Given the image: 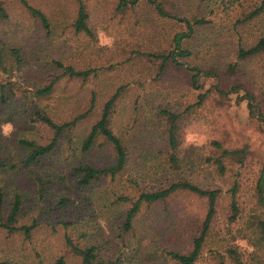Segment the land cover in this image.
<instances>
[{
    "label": "rangeland",
    "instance_id": "rangeland-1",
    "mask_svg": "<svg viewBox=\"0 0 264 264\" xmlns=\"http://www.w3.org/2000/svg\"><path fill=\"white\" fill-rule=\"evenodd\" d=\"M26 1L46 16L49 28L20 0H0L5 12L0 16L4 58L0 77L11 80L16 93H9V102L0 107V163L16 165L0 172V216L6 215L13 195L19 193L16 226H35L29 235L0 227V264H55L59 257L66 264H80L67 237L80 247L94 245L98 260L171 264L165 251L186 248L205 214L204 200L177 192L165 203L144 205L132 229L124 231L121 225L129 204L118 196L135 198L142 189L178 176L204 188L221 189L213 228L196 264L264 261V236L258 226L259 220L264 221V200L256 189L264 171V123L245 98L237 101L240 91L223 93L237 79L264 92V54L245 61L236 76L225 70L236 61L237 45L252 44L264 32V14L246 24L235 23L259 0H122V7H118L121 0H81L90 33L75 28L78 0ZM157 5L169 15H161ZM194 18L209 22L194 25L190 32L183 20L192 23ZM186 32L190 36L179 38L177 46L176 35ZM12 48L20 50L19 65ZM169 53L174 56L160 70L161 55ZM56 61L91 72L85 79L61 76L51 93L36 94L61 75ZM211 69L220 72L219 80L204 76ZM122 85L110 126L127 149L125 168L114 179L81 189L73 171L76 166L113 163L112 149L102 139L87 151L80 146L104 103ZM92 97L93 111L61 135L51 154L25 166L26 152L18 141L45 143L52 131L21 110L36 107L56 122L69 121L87 110ZM164 111L177 115V163L170 160ZM212 140L228 149L247 146L242 166L226 160V170L219 173L206 161L214 150ZM36 178L43 182L42 189ZM235 180L239 214L229 224L228 189ZM262 189L264 198V181Z\"/></svg>",
    "mask_w": 264,
    "mask_h": 264
},
{
    "label": "trees",
    "instance_id": "trees-1",
    "mask_svg": "<svg viewBox=\"0 0 264 264\" xmlns=\"http://www.w3.org/2000/svg\"><path fill=\"white\" fill-rule=\"evenodd\" d=\"M23 6L27 11L31 13V15L37 17L42 26L48 31L49 24L46 16L35 7L28 4L26 0H20ZM150 2H154L153 0H148ZM78 11L75 19V28L77 31H85L90 33L88 27H86L85 23L88 19V15L85 11V6L81 0H78ZM123 2H119L118 7L123 6ZM126 4V3H125ZM157 9L163 16H168L169 14L164 12L163 9L157 5ZM264 14V0H259L252 8L242 13V15L236 19L235 23L246 24L251 20H256L258 17ZM0 16L5 17V12L3 8L0 6ZM189 28V31L192 32V27L195 25H203L208 23L204 18H194L191 23L189 20H183ZM252 21V22H254ZM189 32L183 34H177L175 37L177 46H179L178 40L179 38L189 37ZM11 55L14 57L16 63L20 64V50L18 48H12L10 50ZM182 55H186V51H180ZM264 54V32L259 33V38L254 41V43L249 45H237L235 58L236 61L233 63H228L226 67V73L229 75H238V71H240V66L245 61H249L254 59L260 55ZM173 54L161 55L162 62L160 66V70H163L166 65V61L173 57ZM4 62L3 51L0 46V67ZM56 66H59L63 71L60 76H57L56 79L52 80L49 84L44 86L43 88L37 89L36 94L46 95L51 93L52 86L57 79L61 76H68L70 78H82L85 79L91 72V70H76L69 65H62V63L56 61ZM180 64V63H178ZM219 71L215 69H211L206 71L207 75H211L214 79L219 80ZM124 89V86H119L117 90L108 98V100L104 103L99 118L94 121L86 135L81 140V150L87 151L93 146L97 144H102L98 142L100 139L103 142H106L110 145L113 153V163L103 166H94L91 164H81L76 166L73 171L76 175V184L81 189H87L92 187L93 185L102 182L103 179L116 178L122 170L125 168L127 162V149L121 140V138L116 135L110 126V116L112 112V107L115 104V100L120 94L121 90ZM228 90L223 91V93H231L235 91H240L241 94L239 98H245L247 100V105L252 110L258 111V116L260 121L264 123V92L258 89L250 88L246 83L241 82L237 79L233 82L228 88ZM9 93L13 96H16V93L13 91V82L9 79L3 81L0 77V107L6 105L9 102ZM31 109H33L31 111ZM94 109V98H91L90 105L83 113L75 116L73 119L69 121L56 122L50 116L45 114V112L39 110L36 107L30 108L27 110H21L24 115L26 114L30 117L31 121L35 123H39L40 125L48 128L52 131V135L50 139L45 143H39L32 139L21 138L18 142L24 148L26 152V156L23 159V163L25 166L30 165L34 162H37L40 158L51 154L58 144V140L64 132L70 131L74 128L78 122H80L84 117L89 115ZM31 111V113H30ZM164 113L168 116L169 127L167 130V142L169 143V147L172 151L170 154V160L173 163L178 162V156L176 155L177 149V139H176V119L177 115L170 113L169 111H164ZM22 115V117H24ZM25 115V116H26ZM8 122L10 120H7ZM211 146H213L214 150L209 156H206V161L209 164L215 166L216 170L219 173H224L226 170L225 161L231 160L235 163H238L242 166L244 163V158L247 154V146L228 149L223 146V144L217 140H212L210 142ZM16 165L13 163L4 164V162L0 163V172L2 170H14ZM40 183V189H42V183L40 178H36ZM263 181H264V171L261 172V175L258 178L256 189L258 193V198L263 201ZM237 181H233L232 186L228 189L230 194V202H229V214L226 218L227 223L231 224L237 219V215L239 214V206L237 201ZM177 192H186L190 194H194L197 197L201 198L205 202V214L201 218L200 223L196 226L194 233L188 238L186 248H173L171 250L165 251V256L167 261L171 264H196L199 261L202 249L209 238V233L213 228V223L217 214V205L218 200L220 198L221 189L219 188H204L197 183L192 182L189 179L178 176L172 180H168L165 184L156 186L154 188L142 189L140 193L135 197L131 198L130 196L119 195L118 200L123 202H127L129 204L128 208L124 211V220L122 221L121 227L124 231H129L133 227V220L139 214L140 210L144 205H151L157 203H165L171 195L176 194ZM3 192L0 189V214L2 212L3 205ZM21 209V198L19 193H15L13 195L12 202L8 208V211L5 216H0V227L5 228L9 232H15L22 230L25 235H29L31 230L35 226L31 225H22L16 226L17 218ZM258 226L260 227L262 234L264 236V221L259 220ZM66 243L69 245V249L74 254L78 255L80 258V264H119L118 261H102L97 259L96 248L94 245H88L86 247H80L74 245L71 240L67 237ZM55 264H66L63 257H59ZM217 264H225L224 260H217ZM264 264V261L258 263Z\"/></svg>",
    "mask_w": 264,
    "mask_h": 264
}]
</instances>
